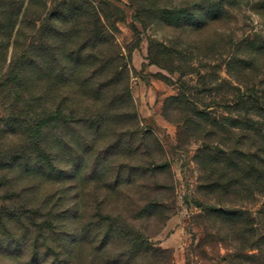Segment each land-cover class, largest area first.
<instances>
[{
  "label": "trees",
  "instance_id": "obj_1",
  "mask_svg": "<svg viewBox=\"0 0 264 264\" xmlns=\"http://www.w3.org/2000/svg\"><path fill=\"white\" fill-rule=\"evenodd\" d=\"M127 1L144 26L153 20L200 32L226 17L235 0ZM122 21L123 11L108 0H0V70L12 48L0 99L29 112L0 118V264L172 263L171 251L149 241L164 223L160 187L151 181L167 171L156 157L163 149L139 131L132 98L113 94L117 71L127 69L116 41ZM261 55L255 47L234 64L250 68ZM231 125L255 146L237 184H262L264 130ZM41 184L72 186L76 199L62 204L67 189L58 188L35 201L26 189ZM207 213L227 229L244 217Z\"/></svg>",
  "mask_w": 264,
  "mask_h": 264
},
{
  "label": "rangeland",
  "instance_id": "obj_2",
  "mask_svg": "<svg viewBox=\"0 0 264 264\" xmlns=\"http://www.w3.org/2000/svg\"><path fill=\"white\" fill-rule=\"evenodd\" d=\"M108 1L124 14L116 41L127 60L113 94L132 98L139 131L156 137L163 149L157 160L168 166L151 179L160 187L155 196L164 206V223L149 241L171 251V264H264V182L237 184L255 146L231 125L264 130V55L250 68L234 64L255 47L264 50V0H235L226 17L200 32L153 20L144 26L127 0ZM8 105L0 99V118L29 115ZM15 184L21 190L22 183ZM58 188L67 189L62 204L75 201L69 185L26 191H35L36 201L60 193ZM207 209L238 210L244 217L239 227L227 229Z\"/></svg>",
  "mask_w": 264,
  "mask_h": 264
}]
</instances>
